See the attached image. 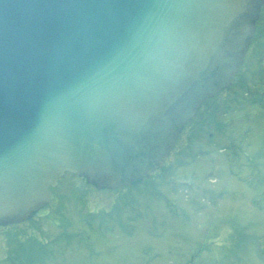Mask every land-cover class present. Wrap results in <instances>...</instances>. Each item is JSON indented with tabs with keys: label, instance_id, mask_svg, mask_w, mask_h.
Segmentation results:
<instances>
[{
	"label": "water",
	"instance_id": "water-1",
	"mask_svg": "<svg viewBox=\"0 0 264 264\" xmlns=\"http://www.w3.org/2000/svg\"><path fill=\"white\" fill-rule=\"evenodd\" d=\"M264 0H0V224L69 171L133 186L230 83Z\"/></svg>",
	"mask_w": 264,
	"mask_h": 264
},
{
	"label": "rangeland",
	"instance_id": "rangeland-1",
	"mask_svg": "<svg viewBox=\"0 0 264 264\" xmlns=\"http://www.w3.org/2000/svg\"><path fill=\"white\" fill-rule=\"evenodd\" d=\"M236 93L244 103L235 105ZM262 94L264 5L237 74L197 109L149 179L102 190L64 173L44 208L0 227V264H264V107L246 100ZM20 248L24 257L12 255Z\"/></svg>",
	"mask_w": 264,
	"mask_h": 264
},
{
	"label": "trees",
	"instance_id": "trees-1",
	"mask_svg": "<svg viewBox=\"0 0 264 264\" xmlns=\"http://www.w3.org/2000/svg\"><path fill=\"white\" fill-rule=\"evenodd\" d=\"M31 249V248H30ZM28 251V250H27ZM25 252V249L24 248H20V250L18 251V252H13L12 253V255H14V256H17L18 258L19 257H24L25 256V254L24 255H22V256H19L20 254H22V253H24ZM16 253V254H15ZM14 256H12V260H13V258H14Z\"/></svg>",
	"mask_w": 264,
	"mask_h": 264
}]
</instances>
